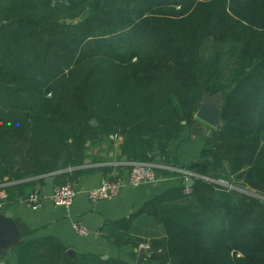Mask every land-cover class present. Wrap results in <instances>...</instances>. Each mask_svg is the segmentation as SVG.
I'll use <instances>...</instances> for the list:
<instances>
[{"label":"trees","instance_id":"obj_1","mask_svg":"<svg viewBox=\"0 0 264 264\" xmlns=\"http://www.w3.org/2000/svg\"><path fill=\"white\" fill-rule=\"evenodd\" d=\"M205 93L221 95L222 125L180 163L169 149ZM116 135L127 162L184 171L156 168L180 183L106 224L114 244L136 249L133 264L143 243L145 264H264V0H0V183L16 182L10 200L50 176L76 183L87 143ZM20 230L17 264H132L73 258L57 238Z\"/></svg>","mask_w":264,"mask_h":264},{"label":"crops","instance_id":"obj_2","mask_svg":"<svg viewBox=\"0 0 264 264\" xmlns=\"http://www.w3.org/2000/svg\"><path fill=\"white\" fill-rule=\"evenodd\" d=\"M202 132V130L194 132L193 127H188L181 138L170 147L169 156L180 163H188L197 158L205 142ZM122 141V137L110 136L101 142L97 141L93 144L90 142L87 159L91 162L85 163L87 173L74 183L80 193L74 199L70 210L53 204L49 198L53 185L46 183V180L45 184L38 183L23 188V195L21 197L14 195L5 209L12 211L20 228H27L33 232V237H55L68 249L75 250L76 254L96 253L102 256L123 257L133 264L134 260L130 259L129 254L136 249L131 245L114 244L107 235L106 224L129 217L138 211L145 201L180 183L181 177L174 173H159L162 178L160 182L137 188L125 186L122 193L112 199L92 202L86 194L87 190L101 185L106 180L125 176L128 173L129 162L123 160ZM154 164L156 168L183 171L165 162ZM15 183L7 177L0 185L10 187ZM34 189L41 191L44 196L38 208H34L24 199ZM76 220L84 223L89 229V235L82 236L74 230L73 222ZM7 259L11 264H17L13 251Z\"/></svg>","mask_w":264,"mask_h":264},{"label":"built area","instance_id":"obj_3","mask_svg":"<svg viewBox=\"0 0 264 264\" xmlns=\"http://www.w3.org/2000/svg\"><path fill=\"white\" fill-rule=\"evenodd\" d=\"M120 136H115L119 138ZM128 173L125 176H118L115 179L106 180L101 185L93 187L86 191L88 198L92 202H98L101 200L112 199L122 193L125 186L140 187L145 184H155L162 180L161 176L156 172V165L149 162H129ZM192 173H188L187 181L191 178ZM189 190V187H188ZM80 193V191L74 186V184L67 183L61 186H52V191L49 194L50 200L55 206H61L70 210L74 199ZM44 196L38 189L32 190L28 195L24 197L34 208L41 206ZM10 195L7 191L6 185H0V209H5L6 205L10 202ZM74 230L82 235H89V229L84 223L76 220L73 222ZM140 247H144L147 251V255L151 252V246L149 243H143ZM0 264H11L6 258L0 257Z\"/></svg>","mask_w":264,"mask_h":264},{"label":"water","instance_id":"obj_4","mask_svg":"<svg viewBox=\"0 0 264 264\" xmlns=\"http://www.w3.org/2000/svg\"><path fill=\"white\" fill-rule=\"evenodd\" d=\"M224 102L219 93L210 94L205 93L204 98L198 108L195 118L196 122L193 125V131L202 130V135H207L212 129L218 128L222 125V109ZM93 124L97 121L93 120ZM90 142L87 143L89 145ZM66 155L63 156V159ZM124 161H128V156H123ZM90 159H86L85 163H90ZM58 173L64 171L63 161L58 164ZM55 178L50 176L46 178V183L54 185ZM194 183V179L190 178L187 181V186L191 187ZM23 240V236L20 230V224L17 222L14 213L10 210L0 209V257L8 258L13 248ZM67 254L71 257H76V251L68 249ZM147 256V251L144 247H140L139 253L135 264H145L144 260ZM104 259L109 258L108 255L102 256Z\"/></svg>","mask_w":264,"mask_h":264},{"label":"rangeland","instance_id":"obj_5","mask_svg":"<svg viewBox=\"0 0 264 264\" xmlns=\"http://www.w3.org/2000/svg\"><path fill=\"white\" fill-rule=\"evenodd\" d=\"M220 182H222L223 184H225L226 186H228V182L225 180H221ZM230 186V185H229ZM245 192H249L247 189H245Z\"/></svg>","mask_w":264,"mask_h":264}]
</instances>
